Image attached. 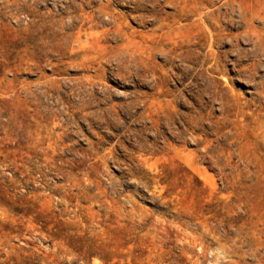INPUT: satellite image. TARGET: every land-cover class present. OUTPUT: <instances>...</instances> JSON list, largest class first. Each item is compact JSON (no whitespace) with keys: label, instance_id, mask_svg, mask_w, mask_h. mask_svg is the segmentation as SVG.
Wrapping results in <instances>:
<instances>
[{"label":"rangeland","instance_id":"rangeland-1","mask_svg":"<svg viewBox=\"0 0 264 264\" xmlns=\"http://www.w3.org/2000/svg\"><path fill=\"white\" fill-rule=\"evenodd\" d=\"M0 264H264V0H0Z\"/></svg>","mask_w":264,"mask_h":264}]
</instances>
